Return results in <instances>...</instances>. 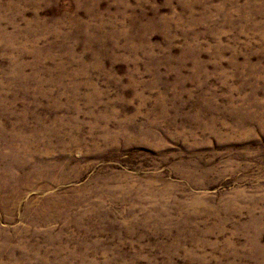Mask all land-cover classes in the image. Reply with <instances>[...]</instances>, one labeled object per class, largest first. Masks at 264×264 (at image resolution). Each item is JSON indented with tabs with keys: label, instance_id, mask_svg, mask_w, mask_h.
I'll return each instance as SVG.
<instances>
[{
	"label": "rangeland",
	"instance_id": "rangeland-1",
	"mask_svg": "<svg viewBox=\"0 0 264 264\" xmlns=\"http://www.w3.org/2000/svg\"><path fill=\"white\" fill-rule=\"evenodd\" d=\"M0 264H264V0H0Z\"/></svg>",
	"mask_w": 264,
	"mask_h": 264
}]
</instances>
